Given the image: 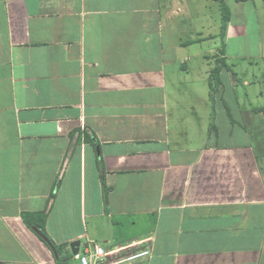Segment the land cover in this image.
I'll return each instance as SVG.
<instances>
[{
  "label": "crops",
  "instance_id": "crops-1",
  "mask_svg": "<svg viewBox=\"0 0 264 264\" xmlns=\"http://www.w3.org/2000/svg\"><path fill=\"white\" fill-rule=\"evenodd\" d=\"M203 1L0 0V264H57L21 217L49 207L61 264L88 239L130 246L91 264H264V107L237 72L210 87L217 58L264 64V0H225L224 55L220 33H193L198 7L212 30L209 1L222 26Z\"/></svg>",
  "mask_w": 264,
  "mask_h": 264
},
{
  "label": "trees",
  "instance_id": "trees-1",
  "mask_svg": "<svg viewBox=\"0 0 264 264\" xmlns=\"http://www.w3.org/2000/svg\"><path fill=\"white\" fill-rule=\"evenodd\" d=\"M219 3L221 13H222V26H221V31H220V37L222 39V46L220 49V52L224 55L225 54V48L226 44L224 41V36L225 32L227 29V24L230 21L231 18V11L230 8L225 0H215ZM228 69L231 71L230 66L227 64L226 59L223 58H217L216 59V65L215 67L211 70V81H210V87L211 91L213 93L217 92L219 87L221 86V78H220V72L222 69ZM228 114L231 120L233 121V116L230 112V109H228ZM72 137H75V143L85 141V142H90L94 144L96 151H97V158H98V164H99V169L101 171V176L103 175V170H104V163H103V156H102V151H101V146L98 141V138L96 134L93 131H88L87 129H79L73 132ZM103 178V176H102ZM103 187H104V199L107 202L108 200V188L106 184L104 183V178H103ZM57 192V188L52 194V199L55 197ZM50 209V207H49ZM49 209L44 210V211H39V212H28V211H22L21 212V217L24 221V223L27 225L29 229H31L46 245L47 247L52 251L57 264H61L62 261L64 260L63 256V250L66 248L67 245L65 244H57L49 235L46 229V222H47V217L49 214ZM35 228L39 229L40 232L36 231ZM58 254L56 256V253Z\"/></svg>",
  "mask_w": 264,
  "mask_h": 264
},
{
  "label": "rangeland",
  "instance_id": "rangeland-1",
  "mask_svg": "<svg viewBox=\"0 0 264 264\" xmlns=\"http://www.w3.org/2000/svg\"><path fill=\"white\" fill-rule=\"evenodd\" d=\"M187 1H188L189 5L192 2V0H187ZM200 2L203 3L204 1L200 0ZM182 3H183V1H182ZM216 4H213L212 2L209 1V9H210V14H211V18H212V26H213L212 30L202 29L201 27L199 29L198 25H202V23H203L202 17L204 15V13L201 12L203 9H199V7L195 9L196 18H197L196 27H195V25H193V27L195 28V29H193L194 30L193 33L195 35H198V34L200 35L201 32L203 34H208V35L209 34L211 35L212 33H214V34L220 33L221 14H219L220 11L218 13V6H217L218 4L217 5ZM178 6H181V4L178 3ZM189 14H193V10L192 9L190 10ZM185 15H187V14H185ZM182 36L183 37L190 36L189 30H184V34ZM187 64L191 68H192V66L196 67L197 60L193 59L191 61H188ZM230 64H232L231 73H233V72L236 73L237 72V73H239V75L242 78H246L251 83L249 86H246V87H243V85H240L239 93H241V94L245 93L246 90L249 93H251L250 100L243 101L242 103H247L248 106L252 104V106H255V107L256 106H263L264 107V64L260 62L257 65L255 63L252 64L249 61L243 62L241 60H239V62H237V61L236 62H231ZM179 70H180L181 73H187L186 71L183 70L181 65H179ZM207 70L209 71L208 67H207L206 70H204L201 73H206ZM197 71L198 70L195 69V71L194 70L190 71V73H199V71L198 72ZM261 122H262L261 126L256 127L258 135L255 137L254 141H255V144H256L257 148L259 147V149H261V151H262V150H264V120H262ZM87 245L88 244L86 242V244L84 245L83 251H81L82 254L85 253V248L87 247Z\"/></svg>",
  "mask_w": 264,
  "mask_h": 264
},
{
  "label": "built area",
  "instance_id": "built-area-1",
  "mask_svg": "<svg viewBox=\"0 0 264 264\" xmlns=\"http://www.w3.org/2000/svg\"><path fill=\"white\" fill-rule=\"evenodd\" d=\"M87 244L88 245L85 248V253L82 254L81 252H79L76 255L81 260L82 264H91L92 259L98 260V259H101L103 257L115 256L119 252H121L122 249L130 248V246L128 245L126 247L113 249L111 251H106L102 246H100L95 241L90 240V239H88ZM148 253H149V251H147V250L140 251V252H134V253L129 254L126 259L127 260H134V259H137V258L142 257L144 255H147Z\"/></svg>",
  "mask_w": 264,
  "mask_h": 264
},
{
  "label": "water",
  "instance_id": "water-1",
  "mask_svg": "<svg viewBox=\"0 0 264 264\" xmlns=\"http://www.w3.org/2000/svg\"><path fill=\"white\" fill-rule=\"evenodd\" d=\"M36 231L40 232L39 229L35 228ZM81 242L79 240L77 241H73L71 243V249L74 255H77L79 253V246H80ZM56 253V252H55ZM58 254L56 253V256Z\"/></svg>",
  "mask_w": 264,
  "mask_h": 264
}]
</instances>
